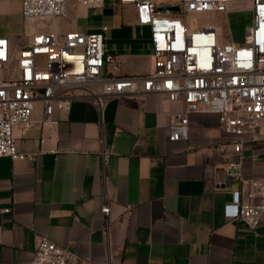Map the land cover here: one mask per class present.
Instances as JSON below:
<instances>
[{
  "label": "crops",
  "instance_id": "obj_1",
  "mask_svg": "<svg viewBox=\"0 0 264 264\" xmlns=\"http://www.w3.org/2000/svg\"><path fill=\"white\" fill-rule=\"evenodd\" d=\"M21 9L22 0H0V16ZM136 10L120 0L101 7L77 1L68 17L48 28L99 31L108 25L107 49L122 61L117 73L144 74L153 46ZM138 89L100 101L74 98L53 123H44L38 103L32 127L16 128L18 146L38 154L0 157V264L30 260L41 234L96 264H264V214L253 229L224 212L242 184L224 171L237 153L218 114L192 113L189 137L172 140L170 119L183 102ZM104 148L110 151L105 167ZM242 159L247 177H264V139L247 143ZM242 198L259 200L244 190Z\"/></svg>",
  "mask_w": 264,
  "mask_h": 264
},
{
  "label": "built area",
  "instance_id": "obj_2",
  "mask_svg": "<svg viewBox=\"0 0 264 264\" xmlns=\"http://www.w3.org/2000/svg\"><path fill=\"white\" fill-rule=\"evenodd\" d=\"M101 7L105 0H77ZM136 5L139 22L148 25L153 46V63L147 73L121 75L118 55L107 49L108 25L99 31L52 28L36 29L26 40L13 42L0 34V157L35 158L37 151L22 150L16 128L27 130L34 124L38 103L43 105V121L58 122L59 108L69 110L77 97L100 101L102 95L163 93L181 100L183 107L172 114L169 137L188 138L190 116L206 110L219 116L223 130L231 135L237 156L228 160L224 171L239 178L242 189L233 191L225 204L226 216L242 219L255 229L264 214V177H247L242 151L250 142L264 139V0H179L183 12L226 11L247 7L252 14L243 41L223 38L213 22L191 29L173 10H163L155 0H120ZM237 3L238 6H231ZM165 6V5H163ZM21 13L27 20L65 17L69 0H22ZM101 87V92L95 86ZM110 151L100 152L105 167ZM242 190L250 198H242ZM11 210L10 207L6 208ZM111 205L107 197L101 207L109 236ZM20 264H96L76 250L41 234L33 257Z\"/></svg>",
  "mask_w": 264,
  "mask_h": 264
},
{
  "label": "rangeland",
  "instance_id": "obj_3",
  "mask_svg": "<svg viewBox=\"0 0 264 264\" xmlns=\"http://www.w3.org/2000/svg\"><path fill=\"white\" fill-rule=\"evenodd\" d=\"M166 2L167 0H155ZM179 1V0H177ZM77 0H69V13L65 17L40 18L38 20H27L21 14L0 16V34H7L19 42L26 40L36 29L48 28L54 24L55 19L66 18L71 13L72 3ZM178 4V3H177ZM231 6H238L237 3ZM180 15L191 29H197L201 24L213 22L219 28L222 36L226 40L235 42L243 41L246 26L251 23V11L245 7H230L226 11H187L181 9L175 11ZM260 131L264 132V126H260Z\"/></svg>",
  "mask_w": 264,
  "mask_h": 264
},
{
  "label": "water",
  "instance_id": "obj_4",
  "mask_svg": "<svg viewBox=\"0 0 264 264\" xmlns=\"http://www.w3.org/2000/svg\"><path fill=\"white\" fill-rule=\"evenodd\" d=\"M161 9H163V10H173V11H176V10H179L180 9V6L178 4L165 5V6H162Z\"/></svg>",
  "mask_w": 264,
  "mask_h": 264
}]
</instances>
